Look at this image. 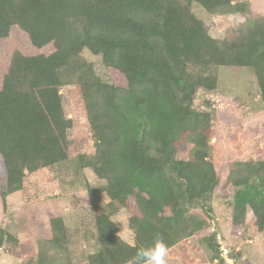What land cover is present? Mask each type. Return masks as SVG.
Returning a JSON list of instances; mask_svg holds the SVG:
<instances>
[{"label":"trees","instance_id":"trees-1","mask_svg":"<svg viewBox=\"0 0 264 264\" xmlns=\"http://www.w3.org/2000/svg\"><path fill=\"white\" fill-rule=\"evenodd\" d=\"M193 2L212 14L246 9L234 0H0V194L26 190L44 168L56 176L69 166L75 183L90 168L104 183L79 182L96 210L98 249L88 264H136V252L157 237L169 249L201 228L190 208L207 206L219 177L209 157L211 115L193 102L199 88L217 87L213 69L250 68L264 111L263 19L217 39L191 11ZM9 41L16 46L6 52ZM84 49L101 57L110 82L81 56ZM72 83L93 149L70 158L72 121L60 87ZM227 182L242 186L234 226L250 208L264 231V159L235 161ZM26 201L13 211L12 228H0V249L34 254L31 237L39 236L65 252L61 208ZM122 207L132 243L117 236L111 219ZM36 255V264L53 263Z\"/></svg>","mask_w":264,"mask_h":264},{"label":"rangeland","instance_id":"rangeland-1","mask_svg":"<svg viewBox=\"0 0 264 264\" xmlns=\"http://www.w3.org/2000/svg\"><path fill=\"white\" fill-rule=\"evenodd\" d=\"M245 3L244 12L236 14H212L197 3H191L193 14L200 19L208 33L223 39L236 29L251 24L256 19L264 21V0H234ZM14 41L5 45V51H12ZM81 56L89 62L95 73L105 82H110L108 71L101 57L84 49ZM217 76L215 90L199 88L193 106L211 115L209 133V157L218 174L219 182L207 206L190 208L202 220V226L191 237L181 239L168 249L167 264H264V231L257 229L251 210L241 227L234 226V194L242 188L227 182L231 165L235 161H257L264 159V111L258 94L253 71L246 67L221 66L213 69ZM63 107L72 127L67 131L69 154L76 151L89 152L93 149V138L86 120L76 108L79 95L75 85L60 87ZM72 170L67 166L54 175L48 168L30 176V185L24 191L8 194L3 200L0 194V228H12V213L27 201L58 205L68 231V244L60 251L45 243L41 237L32 236L35 253L17 250L12 255L0 249V264H36L37 252L53 259L52 264H88V254L98 249L95 239V209L88 191L79 182L87 181L90 187L103 185L90 168H85L79 182L73 180ZM1 189V188H0ZM1 191V190H0ZM1 193V192H0ZM101 198L106 202L105 194ZM212 215L215 220L212 219ZM42 218V217H41ZM34 223L43 226V220ZM111 219L118 226L119 236L132 243L133 232L128 226L129 211L122 207ZM127 264H134L129 262Z\"/></svg>","mask_w":264,"mask_h":264},{"label":"clouds","instance_id":"clouds-1","mask_svg":"<svg viewBox=\"0 0 264 264\" xmlns=\"http://www.w3.org/2000/svg\"><path fill=\"white\" fill-rule=\"evenodd\" d=\"M117 236L119 237V232ZM167 254V245L161 237H157L151 247H142L136 252V264H167Z\"/></svg>","mask_w":264,"mask_h":264},{"label":"water","instance_id":"water-1","mask_svg":"<svg viewBox=\"0 0 264 264\" xmlns=\"http://www.w3.org/2000/svg\"><path fill=\"white\" fill-rule=\"evenodd\" d=\"M210 215L212 216V219L215 220V217L212 215V213H210Z\"/></svg>","mask_w":264,"mask_h":264},{"label":"crops","instance_id":"crops-1","mask_svg":"<svg viewBox=\"0 0 264 264\" xmlns=\"http://www.w3.org/2000/svg\"><path fill=\"white\" fill-rule=\"evenodd\" d=\"M128 242V241H127ZM128 243H130V242H128Z\"/></svg>","mask_w":264,"mask_h":264}]
</instances>
